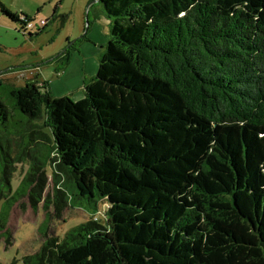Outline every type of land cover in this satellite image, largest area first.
Wrapping results in <instances>:
<instances>
[{"label": "trees", "instance_id": "1", "mask_svg": "<svg viewBox=\"0 0 264 264\" xmlns=\"http://www.w3.org/2000/svg\"><path fill=\"white\" fill-rule=\"evenodd\" d=\"M98 3L109 40L80 100L0 78V238L22 198L65 207L60 189L43 196L56 153L104 222L47 237L22 264H264V0ZM0 8L33 36V19Z\"/></svg>", "mask_w": 264, "mask_h": 264}, {"label": "rangeland", "instance_id": "2", "mask_svg": "<svg viewBox=\"0 0 264 264\" xmlns=\"http://www.w3.org/2000/svg\"><path fill=\"white\" fill-rule=\"evenodd\" d=\"M0 3L14 14L33 19L35 26L40 27L37 24L41 21L47 22L40 34L36 35L37 29L34 27L33 36H29V33H22L18 23L12 24L5 19L0 8V78L4 85L23 87L34 76L39 77L40 82L50 84L62 72L61 56L71 46V57L79 55L81 47L89 49L86 56L94 59L98 68V56L92 55V51L99 54V46H104L109 40V22L101 15L102 6L97 0H0ZM78 92L73 91L75 95L69 93L68 97L78 101L82 97L76 95ZM44 132L47 133V130L44 129ZM50 157L55 160L52 166L61 178L58 187L55 186L50 177V166L47 165L49 176L43 196L52 197L54 188H58L66 195L65 207L56 213L49 203L43 209L44 202L41 201L36 209H32L27 197L14 203L7 222L11 243L7 245L5 237L0 238L1 264H22L21 259L36 253L47 237L62 239L67 232L88 219L97 217L101 223L104 222L103 204H97L96 212L86 205L82 206L73 197L72 184L67 176L58 170V156L51 153ZM29 164L30 159H26L25 172ZM22 176L21 167H18L12 178L14 188ZM4 202L0 200V212Z\"/></svg>", "mask_w": 264, "mask_h": 264}, {"label": "crops", "instance_id": "3", "mask_svg": "<svg viewBox=\"0 0 264 264\" xmlns=\"http://www.w3.org/2000/svg\"><path fill=\"white\" fill-rule=\"evenodd\" d=\"M87 40V42H90L89 39ZM94 44L96 46L97 43L95 42ZM99 45L100 44L97 46ZM99 47V51L101 52L102 46ZM88 50L85 47H81L79 55H73L68 66L61 73H58L57 77H55L50 84L47 83L53 96H68L69 93L74 96L75 94L73 91L78 90L79 92L76 93V95H81L83 97V87L85 85V81L94 77L97 72L96 61L94 59H88L87 57L89 55ZM99 54L92 51V55H95V57L99 56ZM34 78H37L39 83H46L40 82L39 77L37 76H34Z\"/></svg>", "mask_w": 264, "mask_h": 264}, {"label": "built area", "instance_id": "4", "mask_svg": "<svg viewBox=\"0 0 264 264\" xmlns=\"http://www.w3.org/2000/svg\"><path fill=\"white\" fill-rule=\"evenodd\" d=\"M44 24H45V22L44 21H41L40 24H37V25H39L40 27H42ZM34 27H35L34 23H28L26 25V29H32ZM102 215L104 216V208H103ZM93 221H98V218L97 217H94Z\"/></svg>", "mask_w": 264, "mask_h": 264}, {"label": "water", "instance_id": "5", "mask_svg": "<svg viewBox=\"0 0 264 264\" xmlns=\"http://www.w3.org/2000/svg\"><path fill=\"white\" fill-rule=\"evenodd\" d=\"M97 1H99V0H97ZM73 44V43H72Z\"/></svg>", "mask_w": 264, "mask_h": 264}]
</instances>
